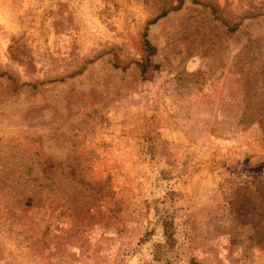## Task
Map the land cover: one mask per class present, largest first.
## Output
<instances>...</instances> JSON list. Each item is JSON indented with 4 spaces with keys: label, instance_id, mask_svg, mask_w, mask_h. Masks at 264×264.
<instances>
[{
    "label": "rangeland",
    "instance_id": "rangeland-1",
    "mask_svg": "<svg viewBox=\"0 0 264 264\" xmlns=\"http://www.w3.org/2000/svg\"><path fill=\"white\" fill-rule=\"evenodd\" d=\"M0 264H264V0H0Z\"/></svg>",
    "mask_w": 264,
    "mask_h": 264
},
{
    "label": "trees",
    "instance_id": "trees-1",
    "mask_svg": "<svg viewBox=\"0 0 264 264\" xmlns=\"http://www.w3.org/2000/svg\"><path fill=\"white\" fill-rule=\"evenodd\" d=\"M164 14H165L164 12L161 13V14H160L158 17H156L155 19L149 21V22L147 23V25H152V24H154V23L156 22V20L159 19V18H161V17H163ZM145 37H146L145 34H143V46H144V49H145L144 51L147 52L148 54H151V53L153 52V49L150 47V45H149V43L147 42V40H146Z\"/></svg>",
    "mask_w": 264,
    "mask_h": 264
}]
</instances>
